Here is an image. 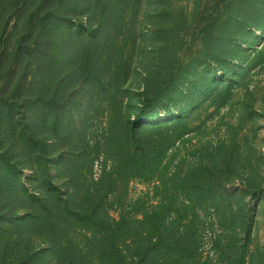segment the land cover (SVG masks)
Listing matches in <instances>:
<instances>
[{
    "label": "rangeland",
    "instance_id": "1",
    "mask_svg": "<svg viewBox=\"0 0 264 264\" xmlns=\"http://www.w3.org/2000/svg\"><path fill=\"white\" fill-rule=\"evenodd\" d=\"M60 5L0 0V98L24 83L35 57L19 48L26 20L35 9L43 16ZM123 9L115 15L120 48L113 52L117 68L107 75L109 94L85 91L71 98L59 112L63 123L46 130L38 117L30 121L50 149L39 169L10 153L21 162L27 197L23 205L14 200L1 176L0 264H137L159 222L170 240L165 242L175 247L155 253L161 262L264 264V0H139ZM72 16L78 26L87 20ZM52 19L36 34L53 32ZM39 88L54 97L53 85ZM159 91L175 99L146 114L177 105L185 108V127L170 123L154 134H185L160 153L155 171L140 176L122 169L112 144L128 138L129 119L143 129L137 109L145 92ZM109 95L116 101L112 111L104 101ZM4 103L0 99V126ZM40 109L32 112L37 116ZM17 113L28 114L25 108ZM8 148V139L0 142V149ZM189 179L206 200H196ZM185 196L196 204L189 207Z\"/></svg>",
    "mask_w": 264,
    "mask_h": 264
},
{
    "label": "trees",
    "instance_id": "2",
    "mask_svg": "<svg viewBox=\"0 0 264 264\" xmlns=\"http://www.w3.org/2000/svg\"><path fill=\"white\" fill-rule=\"evenodd\" d=\"M60 1L62 5L59 8L48 9V13L43 16L39 15L37 9H35L36 11H33L26 20V35L20 42L19 48H25L26 51L24 52L32 53L35 57L29 62L31 66H26L24 83H21L16 88L14 86V89L11 88V92L7 93L8 99L4 97L5 95L0 98L5 101V107L1 111L4 114L5 124L0 126L2 134L0 142L3 143L5 139H8L9 143L8 149H0V181L2 180L1 176H6L4 179L6 186L4 188L7 191L9 190V195L10 192L15 193L13 198L19 203L24 201L27 193L24 195L25 185L21 180L22 172L18 170V165L21 162L17 157L27 158L29 164H33L39 169L42 161L48 158L50 153L48 143L42 140L40 132H36L33 127H30V121L38 117L43 123L42 128L46 130L51 123L55 125L58 122L63 123L65 116L58 117L59 112L64 108L65 104L70 103L71 98L78 97L85 91H90L92 94L99 92L109 94L107 85L111 81L108 80L110 77L107 75H113L117 68V63L113 62V56L115 55L113 52L120 48L117 34H114L119 24L115 15L118 14L119 8L124 13L123 7H126L127 4L130 7L135 2L136 4L139 2V0H80L81 3L71 5L66 3L65 0ZM41 7L43 8L44 6L42 5ZM72 14L87 16V20L85 23L81 22L79 27L75 23L76 19H74ZM50 15L51 17H49ZM48 17L54 18L52 20L57 25L56 29L53 32L44 31L36 34L39 25L50 24V20L47 21ZM58 47L63 52V63H61L59 74L55 68L57 67L55 55L57 54L56 52H60ZM46 51L49 52L44 56ZM15 52L16 50L12 49L9 55L14 56ZM4 53H8V51L5 50ZM18 66L16 65L15 70L18 69ZM10 72L12 76L15 71L11 69ZM29 75L32 78H29ZM46 84L53 85L54 97L49 93L47 94L45 89L39 88V86ZM119 88L122 89L124 87L121 86ZM2 94H6V91H3ZM162 94L163 91H159L155 95H149V92H145L143 107L137 109L136 115L146 125H143V129L140 128L139 130V127L134 126V122L129 119L127 126L129 128L128 138L121 145L112 144V151L114 154H118L122 169L130 170L133 174L143 176L148 170L155 171L157 168L155 162L159 158L160 153L171 149L185 134L178 133L175 135L174 132H171L170 136L154 134L155 131H159L161 128L169 127L170 123H173L174 129H177L178 126L185 127L183 121L185 115L182 114L185 108L177 105H175L173 110L169 106L166 111L160 114H146L151 106L172 104L175 97ZM104 101H106L110 111H112L116 104L115 99L109 95ZM175 104L177 103L175 102ZM39 107L41 109L36 116V112L32 111ZM18 108L26 109L28 112L25 115L26 117H18ZM54 114L56 115L55 117ZM140 132L144 133L141 134ZM147 133H150V136ZM76 150L72 149L69 153L77 155L75 153ZM15 152L18 153L17 157L10 154ZM124 157L126 158L125 161H123ZM39 176H43V174L40 173ZM187 182L190 184L188 187L189 191L193 196H197L196 200L203 202L207 199L203 195V191H199V187L193 185L191 179ZM90 196L92 197L91 194ZM182 200L188 203L189 207H192V204H196V201L186 196ZM166 209H164V212H166ZM162 215L157 217L158 220L156 219L155 221L159 222V220H162ZM165 220L164 223H166ZM168 220H170L169 224L175 225L176 220ZM159 224L160 222L157 224L158 234L151 236L147 246L145 248L142 247V251L138 253V259L135 257L137 264H166L161 262L160 256L154 258V256H157L155 253L160 252L159 250L163 246H166L167 250L175 248L172 244L165 242L170 241L166 239V227H164L163 223L158 226ZM176 227L178 230H183V227ZM112 253L116 256L120 254L119 252L116 253L114 249Z\"/></svg>",
    "mask_w": 264,
    "mask_h": 264
}]
</instances>
